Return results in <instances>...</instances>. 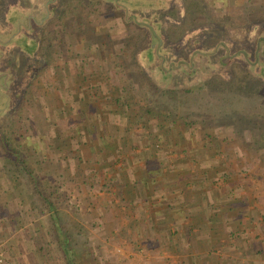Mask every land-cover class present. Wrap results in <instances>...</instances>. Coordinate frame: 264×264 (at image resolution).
<instances>
[{"label": "rangeland", "instance_id": "rangeland-1", "mask_svg": "<svg viewBox=\"0 0 264 264\" xmlns=\"http://www.w3.org/2000/svg\"><path fill=\"white\" fill-rule=\"evenodd\" d=\"M146 2L153 7L119 0L127 7L123 11L110 0H0V135L10 127L21 139L26 164L58 200L59 221L70 233L81 264L156 262L154 254L148 261L137 245L124 239L117 226L123 215L115 218L107 211V196L96 197V189L79 185L72 168L64 170V144L74 124L93 122L92 113H101L110 103L107 97L117 96L119 88L130 98L126 112L141 116L138 121L132 116L134 137L147 130L141 140L161 158L169 145L166 128L179 143L172 147L176 151L189 139L211 142L225 171L233 174L242 166L243 183L264 201V0ZM63 11L69 26L58 21ZM124 15L158 23L167 65L180 66L161 83L177 89L174 98L150 94L157 99L150 101L136 79H129L126 70L135 68L130 54L135 43L124 40L136 32L146 47L150 37L127 24ZM14 37L26 41L10 42ZM25 44L33 52H26ZM215 75L239 83L214 89L209 83ZM149 106H155L152 113L145 110ZM31 177L5 153L0 140V264H42L34 243L40 234L37 224L44 234L41 244L50 241L59 258L53 236L46 233L52 228L50 209Z\"/></svg>", "mask_w": 264, "mask_h": 264}, {"label": "crops", "instance_id": "crops-1", "mask_svg": "<svg viewBox=\"0 0 264 264\" xmlns=\"http://www.w3.org/2000/svg\"><path fill=\"white\" fill-rule=\"evenodd\" d=\"M107 99L110 103L92 113L96 117L90 123L115 137L101 136L95 150L86 153L82 131L88 124L78 121L71 133L77 140L68 147L73 151H67L70 156L65 151L63 162L79 185L96 189L98 198L107 196L113 217L123 215L117 226L124 239L148 261L154 254L155 264H264V201L243 183L242 166L239 173L236 167L233 174L226 172L205 139L184 142L183 153L172 148L177 141H168L161 158L141 140L147 130L139 129L141 138L133 136L137 132L127 108L113 103L116 96Z\"/></svg>", "mask_w": 264, "mask_h": 264}, {"label": "trees", "instance_id": "trees-1", "mask_svg": "<svg viewBox=\"0 0 264 264\" xmlns=\"http://www.w3.org/2000/svg\"><path fill=\"white\" fill-rule=\"evenodd\" d=\"M112 3H114L117 7V9L119 10H126L127 7L123 6L122 4L119 3V0H110ZM140 1V2H139ZM138 3L140 6H145L147 8L149 7H153L150 3H147L146 0H138ZM166 5L164 4L163 7H165ZM55 7V6H54ZM162 7V8H163ZM67 12V11H66ZM65 11H63L60 16L58 17V21L61 22L62 26H69V24H66L65 22V14H67ZM123 15V14H122ZM264 20V17H263ZM124 21L127 22V24H134L137 26V28L143 32H145L146 36L150 37L149 40V44L146 47L141 46L142 45V39H139V36L136 35L137 33H129L128 36L125 38L124 42L126 44L129 43H135V45L132 47L131 46V59L133 61V67H135L133 70L128 69L126 70V72L128 71V74L130 76L129 79L134 78L136 79L135 81L137 82L138 87L142 90H144L145 95H148V97L150 98V101H156L157 99L153 96H157L158 94L163 95L164 97L166 95L170 96L171 98H174V95H176L177 93V89L175 88H165V86H163L161 83H165L164 80L168 79L171 75H172V70L175 67H179L174 63H170L169 65H167L166 63V56L165 53L163 52V39L164 34L159 32V25L156 22V24H152L150 22L147 21H138L137 18L135 16H129V18H126V16L124 15ZM158 26V27H157ZM156 33V34H155ZM20 41V39H17L16 37H14L10 42L12 41ZM26 41V40H24ZM24 41H20L21 45ZM141 44H140V43ZM11 44V43H10ZM36 45V44H35ZM182 47H178L177 50L181 49ZM25 49L26 52L31 53L33 52V48L30 46H27V44H25ZM198 53V52H196ZM240 53H243L245 58H248V55L246 52L241 51ZM206 54V53H205ZM211 54V53H208ZM126 56V55H125ZM139 59L141 60V62H144V64L146 65V67L148 69H151L150 73L146 72V70L142 67H140L139 64ZM193 66V61L192 62H188L186 67H191ZM177 69V68H176ZM191 72L194 73V70H190ZM226 80H223L222 78H220L219 76L215 75L212 76L210 79V83L209 85L212 88H218V86L220 84H224V85H232V87H234L237 83H239V81L234 80V81H229L225 82ZM70 90V89H69ZM133 90H135V88L133 87ZM186 92H190L192 90L187 89L185 90ZM124 88H119L118 89V93L116 96V100L113 102L116 106H120L122 104V107H127L128 105H130V103L128 102L130 100L129 97L126 98V94H124ZM119 94V95H118ZM153 95V96H149V95ZM125 98L127 100H125ZM77 104L82 105V107L87 108L88 105H86V102H81L80 100H78V98H76L74 100ZM74 105V104H72ZM71 108H73V106H70ZM163 107H165L163 105ZM146 112H150L152 113L153 110H155V106L154 107H146ZM172 114V113H171ZM135 116V120L138 121L140 119L141 116H137V114L132 115ZM131 115H129L128 119L130 120L131 123L134 122L133 118ZM170 118H173V116H168ZM89 120V119H88ZM167 120V119H166ZM135 121V122H136ZM91 121H89L88 124V128H84V131H82V140L84 139V137L86 138V140H84L82 142L83 145H86L87 148L85 149L86 151L84 152H88L91 149L95 150V146L98 145L99 141L101 140V136L104 137H108V138H113L115 137L114 134L112 133L111 136H109V134L107 132L103 133V128H92L91 127ZM90 123V124H89ZM130 129V128H128ZM165 128H163L164 130ZM80 130V129H78ZM77 130V132H78ZM102 132H101V131ZM165 135H168L167 137V142L171 141V139L169 138V136L172 135L171 133V129L166 128L165 129ZM183 130H180V132L178 133L179 135H181L182 137V132ZM152 133H154L153 131H151ZM22 135V134H20ZM19 135V136H20ZM107 135V136H106ZM129 136V133H128ZM69 138H67V142L65 145V150L67 151H73V149H68L69 146H73V143L77 140L74 133L71 134V137L68 136ZM131 138L133 136H130ZM154 138H155V133H154ZM79 139V138H78ZM0 140L2 142V146L5 149V153L7 155H9L11 158H14L17 160V162L23 166L24 168V173L31 175L33 182L35 183V187H37L40 190V196L41 198L47 203L49 209H50V216L52 219V228L49 229L48 232H46L47 234H50L51 236H53V240H55L56 244H57V248L59 250V258L56 256V252L55 249L50 246V241L48 243L44 242V244H41L40 238L44 237V234L42 232V230L40 229V226L37 224V229L39 231V235L35 237L34 239V243H35V247L37 248V251H39L41 253V258L42 260V264H58L59 261L62 264H81L80 260L78 258V254L76 252L75 246L72 244L71 239H70V233L68 232V230L66 229V227L60 223V209L58 207V200L52 198L53 195L50 192H47L46 187L43 185V182L41 180V178L38 175H35L33 173V170L29 167L27 163V157L24 154V148H22L21 146L23 145L21 142V139L16 137L14 132L11 130V128L9 127L8 129H6L1 135H0ZM75 140V141H74ZM155 142V140H154ZM178 142V141H177ZM81 143V141H77L76 144L77 146H79V144ZM22 144V145H21ZM113 144V143H112ZM21 145V146H20ZM114 145V144H113ZM76 146V145H75ZM88 149V150H87ZM77 150H80V147L77 148ZM63 151V149H62ZM82 155L80 156L81 159ZM105 170L102 172L103 175L106 176L107 171L106 168H104ZM99 171L95 172V176L97 178H99L98 174ZM107 180V178H106ZM106 185V183H105ZM59 198V197H58Z\"/></svg>", "mask_w": 264, "mask_h": 264}, {"label": "water", "instance_id": "water-1", "mask_svg": "<svg viewBox=\"0 0 264 264\" xmlns=\"http://www.w3.org/2000/svg\"><path fill=\"white\" fill-rule=\"evenodd\" d=\"M156 34V33H155Z\"/></svg>", "mask_w": 264, "mask_h": 264}]
</instances>
